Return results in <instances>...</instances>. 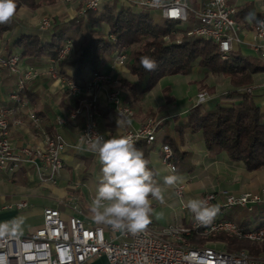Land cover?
Segmentation results:
<instances>
[{
    "label": "built area",
    "instance_id": "built-area-1",
    "mask_svg": "<svg viewBox=\"0 0 264 264\" xmlns=\"http://www.w3.org/2000/svg\"><path fill=\"white\" fill-rule=\"evenodd\" d=\"M82 1L84 7L75 15L86 19L90 10L100 14L106 6H123L136 8L137 11H149L163 21L178 22V25L186 27L189 35L215 42L222 59H228L236 46L244 43L241 34L245 29L237 20L238 9L228 0H206L198 9L192 8L191 0ZM190 13L193 14V18L190 17ZM55 26L53 20L44 18L39 29L53 31ZM106 33L108 39L117 41L111 29ZM254 33V49L258 56L264 59V20L255 26ZM74 48V40L68 38L58 53L48 58V71L52 77L69 89L70 94L80 98L79 106L56 119L59 126L69 123L77 125L73 147L90 149V143L96 135L103 136L105 140L113 136L130 137L134 145L141 141L153 143L158 130V123L153 119L122 132H108L98 125L96 118L100 109L99 88L103 82L111 78L112 70L93 71L88 79L78 82L73 81L70 75H61L60 63L68 59ZM129 53L128 46H123L117 48L111 55L116 63H121ZM0 66L8 67L17 76V83L10 93V99L22 109H29L26 84L38 75V68L27 66L21 71L20 58L17 54L1 53ZM109 82L113 87H109L105 94V104L112 106L118 116L128 118L133 111L122 101L119 80ZM246 90L248 93L252 91L251 88ZM212 98L213 95L203 91L196 99V104H204ZM17 107L0 105V169L14 174L23 165L34 166L42 185H54L65 168L63 155L66 151V141L60 133L49 134L41 127L40 117L30 111L29 116L39 129L41 141L37 144L31 142L16 144L12 137L13 128L16 125H23L21 117L15 116L19 112ZM79 114L86 120L82 126L70 121L75 120ZM160 156L169 174L177 177L175 188L177 196L180 199L184 198L185 181L178 177L174 150L169 143L161 145ZM220 196L223 200L217 203ZM94 197H90V204ZM199 199H206L210 204L219 207V213L210 224H200L195 221L193 215L188 218L186 214L185 221H176L165 226L151 220L146 230L136 234L114 231L108 226L91 223L86 220L76 198L64 199L60 202L70 211H64L59 205L46 207L43 211V223L30 233L21 235L13 232L0 236V264H84L100 255H105L110 264H264V257L255 256L248 249L231 251L225 242L207 240L203 245H196L189 239L194 233L208 236L213 232L225 231L238 238L264 241V221L257 227L247 228L224 217V212L228 209L241 207L252 211L255 205L264 203V187L256 192L241 193L212 190ZM157 201L166 203L164 198L163 201ZM16 206L24 208L29 206V203L26 199H21L16 202ZM182 208H185L183 203Z\"/></svg>",
    "mask_w": 264,
    "mask_h": 264
},
{
    "label": "crops",
    "instance_id": "crops-1",
    "mask_svg": "<svg viewBox=\"0 0 264 264\" xmlns=\"http://www.w3.org/2000/svg\"><path fill=\"white\" fill-rule=\"evenodd\" d=\"M206 0H194L192 8L198 9L202 2ZM137 11L136 8H131ZM262 13V12H261ZM264 13V12H263ZM262 13V14H263ZM245 14L243 17L242 15ZM256 11L253 8L246 6L242 8L239 15V21L245 26V33L241 34L244 43L235 49L239 48L246 55L258 56L253 45V33L249 29L253 20L256 19ZM154 22H162L163 20L156 14L152 13ZM157 17L158 20H155ZM107 29L110 26L106 23ZM58 26L56 25L55 31ZM90 24L87 27L90 28ZM185 27V26H183ZM98 30L97 25L92 27ZM37 27H22L19 28L13 36L6 37L5 48L8 52H21V48L14 46L15 38L20 36L25 31H37ZM53 31L41 33L44 41L51 39ZM99 31V30H98ZM103 33V31H101ZM247 32V34H246ZM82 32H80L81 34ZM83 35L80 39L78 47L81 45ZM104 34V33H103ZM77 33H71L73 40H76ZM106 36V35H104ZM7 40V41H6ZM75 44V41H74ZM51 55H42L34 62L28 61L26 58L20 59V67L23 70L27 66H33L43 71V75L34 79L26 85V95L29 100V109H22L19 105L10 99V93L15 88L17 76L11 75L4 70L0 75V105L17 107L20 113H16V117L20 115L23 125L14 126L12 133L13 140L16 144L21 145L25 142L39 143L41 137L38 135V128L35 123L29 118L30 111H33L41 119V127L49 134L56 135L60 133L66 141V151L63 155L65 168L62 171L60 178L54 185H42L37 177L36 168L34 166L23 165L14 174L6 173L0 169V224L11 222L20 218L19 227L14 232L21 235H26L41 225L44 221L43 211L46 207L59 205L64 211H70L60 201L69 198H76L84 212L86 220L95 223L90 213V197L97 193L99 181L102 176V165L99 162L98 155L88 148L73 147L75 136L78 127L71 123L59 126L56 119L60 115H64L71 111L74 107L80 105V98L72 96L68 90H61L59 86L53 84L52 78L46 74L48 69V58ZM75 56L69 57L66 61L60 63L61 75H72L74 66L72 64ZM259 57V56H258ZM101 69H108L112 64L111 53H106L102 58ZM110 69V68H109ZM100 70V69H99ZM209 71L201 66H194L190 75H168L163 77L160 82L150 91L140 94L135 98V114L132 117L125 118L118 116L112 106L106 105L102 93L100 94V109L97 116V121L101 128L112 131L122 132L131 127H137L144 122L147 117L153 115L158 123L156 140L151 143L152 149L149 155V169L154 173V179L161 188L162 195L166 199V204H158L156 199H152L151 220L160 225L165 226L176 221H185L187 217H191L188 209L182 208V203L186 205L189 199H199L202 188L209 184L211 175H215L214 170H226L229 176L224 182L218 185V188L223 190H233L239 192L241 190L252 189L256 190L264 185V168L248 170L245 164L241 161H232L226 152L212 155L206 147L203 132H192L186 128L178 129V126L183 125L188 120V112L190 108L196 105L194 85L189 83L193 78L192 75H206ZM264 74L260 72L259 74ZM91 72L85 78L88 79ZM133 76V75H132ZM254 76V77H255ZM135 77V76H133ZM83 80V81H85ZM172 81L181 82L180 86H176V94L170 102H165L166 99L162 94L166 91V87L173 86ZM253 94L254 101L261 107H264V80L258 83ZM172 88V87H171ZM172 90V89H171ZM175 94V93H174ZM219 99L213 100L212 105L218 102ZM219 102L230 104L229 101ZM152 111V113H151ZM119 121V124H118ZM84 120L79 117L77 120L78 126H82ZM166 139H173L180 150L189 153V164L184 170L178 171V177L181 181H188V187L185 189L184 198L180 199L175 196V186L166 185L164 177L168 176L165 164L160 157V149ZM168 143V142H167ZM234 176V177H233ZM233 177L232 179H229ZM208 178V179H207ZM40 198V200H39ZM21 199H26L29 206L18 208L16 202ZM223 197H219L217 203H220ZM171 207L173 219L162 221L157 208ZM166 205V206H165ZM180 206V207H179ZM224 217L247 228L259 226L264 221V203H259L254 206L252 211H247L241 207H234L224 212ZM218 241V240H215ZM221 242H225L223 240ZM230 245V244H229ZM227 243V247L230 246ZM84 264H110L105 255L91 258Z\"/></svg>",
    "mask_w": 264,
    "mask_h": 264
},
{
    "label": "trees",
    "instance_id": "trees-1",
    "mask_svg": "<svg viewBox=\"0 0 264 264\" xmlns=\"http://www.w3.org/2000/svg\"><path fill=\"white\" fill-rule=\"evenodd\" d=\"M56 0H16L17 9L26 4L37 7ZM16 9V10H17ZM243 17L245 14L242 15ZM90 28H84L83 19H73L52 32L51 39L44 41L41 33L49 31H25L15 38L13 45L21 48V57L34 62L42 55H56L63 47L71 33L85 29L81 45L76 52L72 64L74 72L71 79L83 81L90 72L100 69L102 58L117 48L131 46L139 41L142 45L134 52L131 71L137 76L136 82L124 81L136 96L153 88L158 81L167 75L192 72L198 65L208 71L223 73L231 78L235 87L240 89L229 94L230 104L215 102L206 107L204 104L192 106L188 112V120L178 129H190L192 132L202 131L207 149L212 155L226 152L232 161H241L249 170L264 167V107L259 106L253 95L241 87L251 84L254 74L264 72V59L246 55L241 49H234L228 59H222L215 42L202 39L187 33L186 27H179L178 22L164 20L154 22L152 13L146 10L134 11L126 7L106 6L98 14L90 10L88 16ZM193 18V14L190 13ZM106 22L117 41H111L102 32L92 27L98 22ZM12 19L0 24V36L12 27ZM183 30L181 41L166 44V36L174 37L173 30ZM142 56L156 61L153 71H146L140 64ZM174 150V161L177 170L182 171L189 164V153L180 150L173 139H166ZM144 153L149 163L152 144L141 141L135 145ZM223 239L228 241L231 249H238L249 239L238 238L226 232H213L209 236L193 234L189 239L196 244L207 239ZM255 254L264 252V243L259 246H248Z\"/></svg>",
    "mask_w": 264,
    "mask_h": 264
},
{
    "label": "clouds",
    "instance_id": "clouds-1",
    "mask_svg": "<svg viewBox=\"0 0 264 264\" xmlns=\"http://www.w3.org/2000/svg\"><path fill=\"white\" fill-rule=\"evenodd\" d=\"M16 9V0H0V24L8 23ZM140 64L146 71H153L157 66L148 56H142ZM90 150L98 155L102 165L97 193L89 208L93 221L114 231L136 234L146 230L151 223L152 199L163 201V195L144 153L126 136L105 140L96 135ZM176 181L175 175L164 177L166 185ZM185 207L196 222L204 225L210 224L219 213V207L206 199H189ZM19 219L0 224V236L18 229Z\"/></svg>",
    "mask_w": 264,
    "mask_h": 264
},
{
    "label": "rangeland",
    "instance_id": "rangeland-1",
    "mask_svg": "<svg viewBox=\"0 0 264 264\" xmlns=\"http://www.w3.org/2000/svg\"><path fill=\"white\" fill-rule=\"evenodd\" d=\"M228 1L230 3H232V4H234L237 7V9H238L237 20L242 25L243 29H245V30H246L245 26L239 21V15H240L241 9L242 8H245L246 6H248L250 8H253L256 11L257 17H256L255 20H253V23L251 24V26L249 28L251 30V32L253 33V39H254L253 43H254L255 42L254 28H255V26L261 20H264V13H263L264 12V0H228ZM192 2H194V0H191V4H193ZM83 7H84V2L82 0H56L55 2H52V3H44V4H41V5L37 6V7H31V6H28L26 4H23V5L19 6L18 9L15 12V15L12 18V22H11L12 23V27L10 29L4 31L2 33V35L0 36V53L1 54H4V55L17 54L18 57L21 59L22 58L21 57V52L20 53H18V52H8L6 50L5 44H4L5 43V40H3V39L6 36L7 37L13 36L14 33L19 28H22V27L29 26V27H37L39 29V26L42 24L44 18H49V19H51V21L53 20L54 23H56V25L57 24L58 25H64L65 23H68L70 20H73V19H76V18H79V19L82 18L83 21H84V23H85L84 26L87 27V24L89 23L88 22V18L89 17L86 19L84 17H79L78 15H75L77 13V11H81ZM155 20H158L157 17H155ZM96 25L98 27V30L100 32L103 31V33H104L103 35H106L105 37H107L108 35H107L106 32H107L108 29L105 30L107 28L106 22L100 21ZM179 27H182V25H179ZM84 30L85 29H83L82 31H80V32H82L81 34H80V32H74V34L77 33L76 40L74 39V41H75V48L70 53L69 57H72V56L76 55V52L79 49V47L77 46V44L79 45V43H80V39L78 37H80L81 35H83V31ZM182 32H183V30H179V29L173 30V34H174V37L175 38H173L172 36H167V37L164 38L165 43L166 44H170V43H173V42H175V43L180 42L181 41V38H182ZM246 34H247V32H246ZM141 43L142 42L139 41V42H137V43H135V44H133L131 46H128V49H129V52L130 53L128 54V57L123 62L116 63L115 60H114V58H112V60H111L112 61V64H111L110 67H108V69L110 68L112 70L111 71L112 76H111V78L109 80H107L108 82L107 81L106 82H103L102 85L99 88V90H100L99 91L100 92L99 94L102 93L103 99H104L105 94H106L108 88L109 87H113V84L111 82H109V81H112V80H115V79L119 80L120 87H121V91H122V101L124 103H126L129 106V108L132 109V111H133L132 114L129 117H132L135 114V111H136L135 103H134L135 102V98H137L138 95L143 94V93H139V94H137L135 96L131 92V90L129 89V86L124 81V79H127L130 82H136L137 81V76L132 73L131 66H132V63H133V60H134V52H135V50L137 48H139L142 45ZM196 66H198V65H196ZM4 70L8 71L11 75H15L14 73L11 72V70L8 67H4V66H0V75L3 74ZM20 70L21 71H24L25 68L22 70L21 67H20ZM100 70H101V68H100ZM1 71H3V72H1ZM37 71H38V75L35 78L30 79L29 82L32 81V80H34V79L39 78L40 75H43V71H41L40 69H37ZM192 71H193V69H192ZM45 72H46V74L48 75L49 78H52L53 84L55 86H59L61 90H63V91L64 90H68V92H69V89H67L65 86H62L61 82L57 81L55 78L52 77V75L48 71V69ZM191 73H188V74L176 73V74L190 75ZM256 74H258V73H256ZM256 74L253 75V77H252L253 82L251 84H248V85H245V86L241 87L243 89L251 88L252 91L250 93L252 95L255 92L256 86H259L258 83L261 82V80L262 81L264 80V74L261 73L258 76H255ZM132 75L135 76V77H133ZM170 75H175V74H170ZM192 76L193 77H195V76L197 77L195 79L193 78L189 82V83H191V84L194 85V89H195V91H194L195 92V99H197L198 96H199V94L202 93L203 91L204 92L206 91V93H208L209 95H213L214 96V98H212L210 101L204 103V105L206 107L211 106L212 105L211 102L213 100H216L217 98L219 99V101L220 100H222V101H229L231 103L232 100L229 99V94L232 93L235 90L240 89L239 87H235V85L231 81V78L229 76L223 74V73L209 71V73H207L206 75H202L201 76V74H199V75H192ZM160 80L158 81V83L160 82ZM181 82H179V81H176V82L172 81V85L173 86L166 87V91L164 92V94H162L164 96V98L166 99L165 102H170V101L173 100L174 95H177L176 94V88L175 87L178 85L181 88V84H180ZM153 88H151L150 90H152ZM71 95L72 96H75V97H78V96L73 95V94H71ZM99 99H100V96H99ZM19 113H20V111H19ZM68 113H70V111ZM151 113H152V111H151ZM18 116L20 117V115H18ZM79 117H81L84 120V123L86 122L85 118L81 114H79L78 117L75 120L70 119V121L72 123L75 121V123L77 124V120H78ZM29 118H30V116H29ZM148 119H153L154 122L157 123V120L155 119V117L153 115L147 117V119L145 121H147ZM96 120H97V118H96ZM97 123H98V121H97ZM98 125H99V123H98ZM103 130H105V129H103ZM105 131H108V130H105ZM108 132H112V131H108ZM261 168H264V167H260V168H257V169H261ZM166 169H167V167H166ZM253 170H255V169H253ZM167 172H168V170H167ZM214 172H215V175H211L210 174V177H212L214 179H212V180L210 179L209 184H206L205 187L202 188L203 189L202 190L203 192L201 193V196L203 194H205L206 192H208V191H212V190H216V191L223 190V189L218 188V185L221 183V181L222 182L225 181L224 178H226V176L227 177L229 176L228 171H226V170L225 171L224 170H218V171L217 170H214ZM168 174H169V172H168ZM233 177H231L229 179H232ZM188 183H189L188 181H185L184 182L185 189H187ZM174 186L176 188V183L174 184ZM263 187H264V185L261 186V187H259L256 190L246 189V190H241L239 192H234L233 190H231V192H234V193H241V192H246V191L256 192V191L261 190ZM175 196L177 198H179L177 196V194H176V191H175ZM39 200H40V198H39ZM157 203L158 204H162V203H159L158 201H157ZM164 204H166V203H164ZM164 204H162V205H164ZM162 205L159 206V208H157V210H156L160 214V217H161L162 221L166 222V220L169 221V219L170 220L173 219V214H172V211L173 210L171 209V207L165 205L166 207H163L162 208ZM180 206L182 207V205H180ZM235 222H238V221H235ZM219 232H225V231H219ZM226 233H228V232H226ZM228 234H230V233H228ZM230 235H232V234H230ZM245 239H248V238H245ZM207 240L223 241V239H215V238H213V239H207ZM207 240H205L203 243H199V244L194 243V244H196V245H203V244H205L207 242ZM226 243H228V241H226ZM263 243H264V241H256V240H250V239H249V241L246 242V244L248 246H259V247H261L263 245ZM228 245H229V243H228ZM247 245L244 244L242 247H240L238 249L245 248V249H248V250L251 251V249L249 247H247ZM228 249L231 250V251L238 250V249H231V246ZM251 253H253V252L251 251ZM253 254L255 256L264 257V252H260L258 254L253 253Z\"/></svg>",
    "mask_w": 264,
    "mask_h": 264
}]
</instances>
